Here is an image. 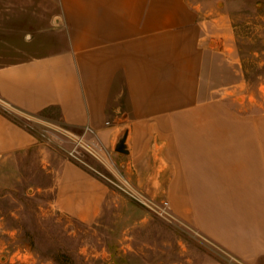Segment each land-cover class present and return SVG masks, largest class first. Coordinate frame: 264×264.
Segmentation results:
<instances>
[{
    "label": "crops",
    "instance_id": "0c3cea01",
    "mask_svg": "<svg viewBox=\"0 0 264 264\" xmlns=\"http://www.w3.org/2000/svg\"><path fill=\"white\" fill-rule=\"evenodd\" d=\"M56 1L59 12L30 38L24 21L34 16L7 5L35 1L0 0V29L13 37L0 36V57L10 54L0 60V101L17 112L0 105V157L41 144L16 116L55 107L61 124L91 127L142 194L166 197L241 264H264V114L204 81L222 14L209 0ZM124 130L126 153L114 149ZM48 164L54 206L93 220L107 179L66 154Z\"/></svg>",
    "mask_w": 264,
    "mask_h": 264
},
{
    "label": "rangeland",
    "instance_id": "374dc122",
    "mask_svg": "<svg viewBox=\"0 0 264 264\" xmlns=\"http://www.w3.org/2000/svg\"><path fill=\"white\" fill-rule=\"evenodd\" d=\"M32 1L7 5L14 13L34 16L24 21L31 28L30 38L32 28L49 26L52 14L59 12L58 1ZM4 6L0 3V9ZM209 7L211 13L222 15L212 26L217 33L207 61L209 79L204 81L218 95L264 114V0H209ZM3 32L0 29V36L13 38ZM33 116L46 121H39L48 129L39 127L41 144L0 157V264H241L171 208V214L160 213L166 197H131L116 185L118 179L100 160L81 149L84 164L107 179L110 192L93 220L82 221L59 211L53 204L48 160L55 154L67 155L73 144L49 131L48 122L61 123L55 107ZM111 154L115 155L114 150Z\"/></svg>",
    "mask_w": 264,
    "mask_h": 264
},
{
    "label": "built area",
    "instance_id": "2783aa9c",
    "mask_svg": "<svg viewBox=\"0 0 264 264\" xmlns=\"http://www.w3.org/2000/svg\"><path fill=\"white\" fill-rule=\"evenodd\" d=\"M4 108L10 111L11 113H17L16 110L11 109L9 106ZM16 117L20 120L22 119L23 121H25V124L32 128L41 127L39 125L40 124L39 121H45L43 118L35 117L33 115L24 114V113H22L21 117L18 116ZM48 123L51 124L52 126L51 130L49 131H53L54 135L56 136L62 135L63 137L67 138L69 141L72 142L73 147L67 150L68 156L75 159L76 161L86 163L82 159L81 156L82 152L79 149L91 154L92 156L100 160V162H102V164L109 169L112 175H114L118 179L117 181H115L116 185H118V187L122 189L125 193L137 199L138 198L141 199L142 197H145L144 194H142L127 177L123 176L120 173L119 167L111 154L112 149L106 147L99 139L92 138L93 129L91 127L85 126L80 131H77L61 123H55V122H48ZM41 128L37 129V131L39 132ZM45 128L43 127L41 131L48 130ZM159 208H160V213H163L164 211L165 213L171 214L168 200L166 199L163 200Z\"/></svg>",
    "mask_w": 264,
    "mask_h": 264
},
{
    "label": "water",
    "instance_id": "95a60500",
    "mask_svg": "<svg viewBox=\"0 0 264 264\" xmlns=\"http://www.w3.org/2000/svg\"><path fill=\"white\" fill-rule=\"evenodd\" d=\"M125 139H126V130L122 131L116 140V143L114 145V149L116 151L123 153L127 152Z\"/></svg>",
    "mask_w": 264,
    "mask_h": 264
}]
</instances>
